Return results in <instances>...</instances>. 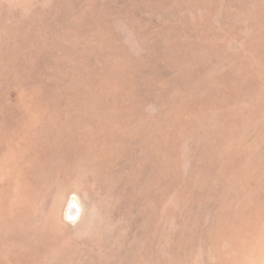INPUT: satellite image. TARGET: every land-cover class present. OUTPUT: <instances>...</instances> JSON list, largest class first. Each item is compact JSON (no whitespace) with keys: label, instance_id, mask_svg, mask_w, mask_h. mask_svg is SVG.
<instances>
[{"label":"rangeland","instance_id":"374dc122","mask_svg":"<svg viewBox=\"0 0 264 264\" xmlns=\"http://www.w3.org/2000/svg\"><path fill=\"white\" fill-rule=\"evenodd\" d=\"M0 264H264V0H0Z\"/></svg>","mask_w":264,"mask_h":264},{"label":"water","instance_id":"95a60500","mask_svg":"<svg viewBox=\"0 0 264 264\" xmlns=\"http://www.w3.org/2000/svg\"><path fill=\"white\" fill-rule=\"evenodd\" d=\"M75 203H76L75 201H72L69 203V207H68V209L66 211V215H65V217L68 221L76 220L79 216L80 211L76 207Z\"/></svg>","mask_w":264,"mask_h":264}]
</instances>
